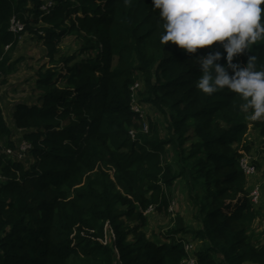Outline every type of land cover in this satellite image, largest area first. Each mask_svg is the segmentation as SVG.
<instances>
[{
    "label": "trees",
    "instance_id": "1",
    "mask_svg": "<svg viewBox=\"0 0 264 264\" xmlns=\"http://www.w3.org/2000/svg\"><path fill=\"white\" fill-rule=\"evenodd\" d=\"M53 1L45 13L43 0H0V77L14 70L12 51L26 31L53 65L37 69V95L9 109L12 122L0 101L4 145L15 146V131L31 143L29 162L0 157V264H181L187 236L199 241V264H264V229L254 226L264 219V183L256 204L240 165L255 153L252 130L264 153V117L250 120L227 89L196 87L197 57L223 52L219 42L195 53L161 44L152 0ZM13 15L21 33L10 31ZM71 36L79 46L69 53ZM250 55L264 66V40L233 62L246 66ZM133 99L163 122L145 120ZM178 182L192 222L173 212L164 237L149 235L146 210L172 215Z\"/></svg>",
    "mask_w": 264,
    "mask_h": 264
},
{
    "label": "clouds",
    "instance_id": "2",
    "mask_svg": "<svg viewBox=\"0 0 264 264\" xmlns=\"http://www.w3.org/2000/svg\"><path fill=\"white\" fill-rule=\"evenodd\" d=\"M152 3L163 21L161 44L172 42L187 53L216 42L223 49V52L212 49L197 57L201 75L196 87L208 95L227 89L239 96L240 107L250 120L264 117V66L258 70L253 55L248 56L246 66L233 62L234 57L264 40V0H152ZM222 57L226 65L219 63Z\"/></svg>",
    "mask_w": 264,
    "mask_h": 264
},
{
    "label": "rangeland",
    "instance_id": "3",
    "mask_svg": "<svg viewBox=\"0 0 264 264\" xmlns=\"http://www.w3.org/2000/svg\"><path fill=\"white\" fill-rule=\"evenodd\" d=\"M29 5H34V0H28ZM63 49L67 50L69 53L73 52L78 48L79 44L74 39V37H69L63 42ZM46 48L43 42L40 41L36 36L32 35L30 32H22L20 34L19 42L13 48L12 51V62L14 64V70L7 76L0 77V101L4 107L5 115L8 123L10 121L9 109L12 108L19 101L33 99L37 95L36 89V71L40 67L48 68L53 65L46 58ZM145 120L147 116L163 122V116H161L158 110L151 104H143ZM249 136L256 142L254 152L252 155L257 156L262 163V167L258 169V173L255 176L249 178L248 185L253 186L255 184L264 183V153H259L257 149L261 144V137L256 131H251ZM19 133H15L10 136L11 141L16 144V140L19 139ZM3 144L7 142L4 139ZM172 156V154H170ZM262 157V158H261ZM30 155H27L25 162L30 160ZM170 158V157H169ZM29 162V161H28ZM27 162V163H28ZM252 187V189H253ZM172 203L169 208V212H174L176 214L184 215L189 217V221L192 222L193 207L189 200L186 187L183 183L178 182L171 188ZM264 204V199L263 202ZM171 209V210H170ZM173 215L158 213L152 211L149 213V223L146 227V231L149 235H161L164 237V231H166L171 224V218ZM194 223V221H193ZM195 224V223H194ZM196 225V224H195ZM255 229L257 232L261 233L264 229V219H258L255 224ZM196 242V247L199 245V241Z\"/></svg>",
    "mask_w": 264,
    "mask_h": 264
},
{
    "label": "built area",
    "instance_id": "4",
    "mask_svg": "<svg viewBox=\"0 0 264 264\" xmlns=\"http://www.w3.org/2000/svg\"><path fill=\"white\" fill-rule=\"evenodd\" d=\"M54 4L53 0H43L41 5V9L45 11V13L49 12ZM25 24L16 15H13L10 19V31L13 33H21L24 30ZM9 46L6 47L8 49ZM138 83L132 87V90L135 91L138 87ZM132 108L134 111L139 112L142 117L144 116V109L143 106L140 105L135 99L132 101ZM145 129L148 130V124L145 123ZM132 135H134V131H131ZM31 147V143L24 138H19L16 142L15 146H5L0 139V157H9L12 160H21L24 161L27 157V151ZM256 157L252 154L244 155L240 160V165L244 170L245 174L247 175L248 179L253 177L257 173L256 165L253 164L252 160H255ZM0 178H2L0 176ZM260 184H255L253 189L251 190V197L254 203H258L260 200ZM171 210V209H170ZM154 211V207L150 206L146 213L149 214ZM174 216V213L172 212ZM183 243L184 249L187 252L188 256L184 258L181 264H199L198 259L195 255L196 250V243L191 237H184L181 241Z\"/></svg>",
    "mask_w": 264,
    "mask_h": 264
}]
</instances>
